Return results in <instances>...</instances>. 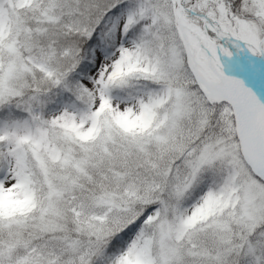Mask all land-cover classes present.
<instances>
[{"label": "snow or ice", "instance_id": "6c2138e0", "mask_svg": "<svg viewBox=\"0 0 264 264\" xmlns=\"http://www.w3.org/2000/svg\"><path fill=\"white\" fill-rule=\"evenodd\" d=\"M0 264H264V0H0Z\"/></svg>", "mask_w": 264, "mask_h": 264}]
</instances>
